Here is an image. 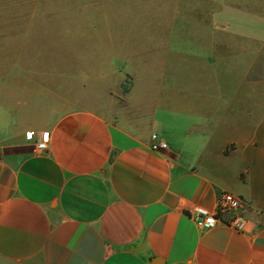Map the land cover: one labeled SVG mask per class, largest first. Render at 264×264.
Returning <instances> with one entry per match:
<instances>
[{"label": "crops", "instance_id": "crops-1", "mask_svg": "<svg viewBox=\"0 0 264 264\" xmlns=\"http://www.w3.org/2000/svg\"><path fill=\"white\" fill-rule=\"evenodd\" d=\"M166 40L168 55L201 61L212 74L241 69L250 86L253 47L264 43L196 39L194 49ZM210 56L225 60L213 67ZM0 72L11 106L8 128L0 122V264H264V103L258 117L252 103L250 117L231 118L235 102L215 94L220 85L174 89L166 67L152 90L139 89L134 71L109 115L75 106L45 121L34 103L44 98V71ZM183 98L204 106L179 109ZM45 132L48 152L36 154ZM154 133L167 149H151ZM226 192L250 204L245 230L198 228L190 211L215 210Z\"/></svg>", "mask_w": 264, "mask_h": 264}, {"label": "rangeland", "instance_id": "rangeland-1", "mask_svg": "<svg viewBox=\"0 0 264 264\" xmlns=\"http://www.w3.org/2000/svg\"><path fill=\"white\" fill-rule=\"evenodd\" d=\"M166 39H175L174 48L194 49L196 39L263 42L264 0H0V71L11 67L18 79L26 69L44 71V98L34 103L45 121L75 106L109 115L123 104L134 84V71L139 89L152 90L166 67L172 88L202 94L220 85L215 94L235 102L231 118L250 117L252 103L258 106L253 116H259L264 103V43L253 47L250 86L242 84L241 69L222 66L220 73L212 74L201 61L168 55ZM210 59L216 60L213 67L225 60ZM248 62L247 56V67ZM151 67L153 75L146 73ZM140 101L150 103L152 98ZM65 102L67 107L60 108ZM202 105L183 98L177 108L187 111ZM10 109L7 97L0 95V122L7 128Z\"/></svg>", "mask_w": 264, "mask_h": 264}, {"label": "built area", "instance_id": "built-area-1", "mask_svg": "<svg viewBox=\"0 0 264 264\" xmlns=\"http://www.w3.org/2000/svg\"><path fill=\"white\" fill-rule=\"evenodd\" d=\"M27 139L33 140L34 134L27 133ZM50 144V135L45 132L36 142L34 152L36 154H45L48 152ZM150 147L154 151L165 150L168 145L156 133L151 136ZM250 204L243 198L231 194L223 193L218 201L215 210H209L203 207H195L190 211V218L201 230H212L219 225L229 227L239 232H243L248 224L247 212Z\"/></svg>", "mask_w": 264, "mask_h": 264}]
</instances>
